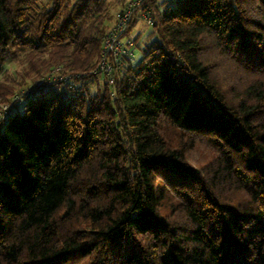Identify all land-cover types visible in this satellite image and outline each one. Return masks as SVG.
Returning a JSON list of instances; mask_svg holds the SVG:
<instances>
[{"label":"trees","instance_id":"obj_1","mask_svg":"<svg viewBox=\"0 0 264 264\" xmlns=\"http://www.w3.org/2000/svg\"><path fill=\"white\" fill-rule=\"evenodd\" d=\"M123 1L0 0V68L77 79L0 120V264H264V0H148L157 38L92 93Z\"/></svg>","mask_w":264,"mask_h":264},{"label":"rangeland","instance_id":"obj_2","mask_svg":"<svg viewBox=\"0 0 264 264\" xmlns=\"http://www.w3.org/2000/svg\"><path fill=\"white\" fill-rule=\"evenodd\" d=\"M126 0L123 1V3ZM166 0H157V4L160 5ZM171 1V0H168ZM116 2V4L111 8L112 18L109 21V26H111L114 22V18L120 7L123 5ZM152 8V7H151ZM154 8H152L153 10ZM154 16L156 17V11L153 10ZM132 34L134 36L139 37V44L141 48H143L147 43H150L154 39L157 38V34L153 28V25L147 23L144 17L140 16V13L137 16L136 23L132 29ZM133 52L135 55V63L139 62L142 59L143 53L141 49L138 47L133 48ZM29 66L27 64H22L21 62H17L15 60H8V62L4 65L3 68H0V95L4 93L6 89H12L10 94L15 93L14 95L21 93L22 91L28 92L31 89L36 87L37 81L41 80L45 75H37L36 71H27ZM54 74L58 73L56 70L52 71ZM50 72V73H52ZM57 75V74H56ZM94 82L89 84V89L92 93H97L98 91H102L107 86V77L99 72L95 75ZM77 84V83H76ZM115 86V85H114ZM27 87V88H26ZM109 91L111 90V95H114V87L112 88L109 85ZM44 91V90H43ZM9 94V95H10ZM19 95V94H18ZM17 96V95H16ZM15 96V97H16ZM14 97V98H15ZM13 98V99H14ZM5 99V98H4ZM4 99H0V109L1 107L10 102H5ZM4 101V102H3ZM27 102L26 97H22L20 101L17 102L16 107L14 110L16 113H21L24 111V105ZM13 103V101H12ZM172 134V138H178L180 143L184 144V158L186 163L189 166H192L195 169L201 170L207 164H209L213 157L216 156V151H214L213 147L205 142L201 136H196L194 139L189 138V135L180 136L177 134ZM195 140V141H194ZM194 141V142H193ZM165 205V203H164ZM168 205V202H167ZM169 213V210L164 206L162 207V215L165 217Z\"/></svg>","mask_w":264,"mask_h":264},{"label":"built area","instance_id":"obj_3","mask_svg":"<svg viewBox=\"0 0 264 264\" xmlns=\"http://www.w3.org/2000/svg\"><path fill=\"white\" fill-rule=\"evenodd\" d=\"M140 13L147 23L155 24L154 12L148 0H126L115 15L113 24L108 28L103 37L101 59L95 71L103 73L107 77L108 84L113 88L116 81V73L128 63H135L133 48L136 47V36L130 31L134 18ZM58 72V71H57ZM57 74V75H56ZM49 73L36 86L52 84L55 81L67 82L74 85L76 76L62 74L60 72ZM26 92L22 91L14 100L22 97ZM28 91L27 94H32ZM13 100V101H14ZM14 105L12 102L4 104L0 109V120L6 122L10 119Z\"/></svg>","mask_w":264,"mask_h":264}]
</instances>
